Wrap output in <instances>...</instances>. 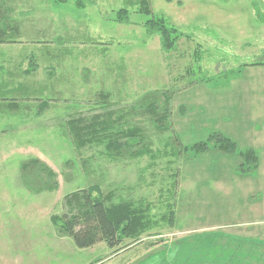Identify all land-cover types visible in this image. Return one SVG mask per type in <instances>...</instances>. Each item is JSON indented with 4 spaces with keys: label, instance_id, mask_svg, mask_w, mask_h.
<instances>
[{
    "label": "rangeland",
    "instance_id": "rangeland-1",
    "mask_svg": "<svg viewBox=\"0 0 264 264\" xmlns=\"http://www.w3.org/2000/svg\"><path fill=\"white\" fill-rule=\"evenodd\" d=\"M4 1L19 31L16 42L0 47V91L11 90L13 81L31 91L0 99V264H264V215L248 216L256 221L240 231L221 230L217 221L231 219L236 198L216 192L220 180L249 177L259 166L260 178L264 150L245 174L237 153L213 148L189 159L174 151L177 143L191 145L213 132L236 143L242 125L264 137V66L241 68L264 61L263 10L249 20L245 0H150L153 14L190 36L165 51L160 36L142 24L148 16L133 11L135 0ZM123 6L128 22L115 21ZM163 91L170 95L169 117L154 124L135 104H145L141 98L151 92L157 94L150 101L161 104ZM8 101L16 104L1 103ZM42 101L47 106L39 109ZM98 115L110 124L101 135L105 143L78 148L69 121ZM120 129L138 130L142 138L122 136L121 147L108 150L107 138ZM29 160L37 163L22 168ZM92 184L114 203L148 204L153 226L127 246L76 247L52 217L68 211L72 192ZM263 198L253 194L248 205L259 211ZM171 208L172 225L163 219Z\"/></svg>",
    "mask_w": 264,
    "mask_h": 264
},
{
    "label": "trees",
    "instance_id": "trees-1",
    "mask_svg": "<svg viewBox=\"0 0 264 264\" xmlns=\"http://www.w3.org/2000/svg\"><path fill=\"white\" fill-rule=\"evenodd\" d=\"M54 1L58 2L60 0ZM135 1L136 9L133 11L148 16L142 24L147 33H155L160 36L163 50L172 51L176 49V43L178 40L183 37L188 39L190 38L187 32L182 31L169 23L167 18L163 15L153 14L150 0ZM5 3L6 2L4 0H0V47H7L8 43L16 42L17 39L15 38L17 37V32L19 31H17L19 19L15 17V14L11 17V15L15 13V10L8 3L7 5ZM82 3L83 1L80 0L79 4L81 5ZM253 5L256 8L255 13L257 17L261 18L264 10L262 13L259 3H254ZM129 13L130 9L123 6L115 12L113 19L118 22H128ZM258 65L264 66V61L244 63L241 68H244L245 66ZM239 69L227 71L225 74L228 77L226 78L236 76L240 71ZM27 70L25 71L27 72ZM211 79L212 78L201 77V80L206 82L212 81ZM13 83L14 86L11 90L5 91V89L3 92L2 90L0 91V99L2 101H4L7 97V94H12V97H10L14 100L18 98L17 96L21 98L25 96L27 92L31 91L30 89H23V87H20L18 82L15 83L13 81ZM0 85H4L2 83V76L0 78ZM16 85H18V87H16ZM10 86H12V84H10ZM40 91V88L39 90H35L37 94ZM156 94V92L146 93L143 98H141L146 103L142 104V102H137L135 105H137V107L142 106L141 110L150 116L152 123L161 125L163 122H167L169 117L170 95L167 91H163L161 94L163 95L162 103L156 104L155 102L153 103V101H150V99L154 98ZM15 102L16 101H14V104H16ZM1 103L5 104L6 107L14 106L11 101ZM46 106L47 101H42L40 102L39 109ZM108 113L109 112H106L105 115ZM108 117L109 116H107V118ZM92 119L93 120H91V122L89 121L87 123L82 122L80 118L69 121L68 130L72 134V139L75 141L78 148H80V146H84L87 141L91 142L100 140L105 143V137L101 135H104V133L107 132L106 129L110 126V124L108 125L105 118L100 120L99 115L93 117ZM110 136H112V138H107L108 143L106 145L108 150L113 148L115 151L118 150L116 148H120L122 145L119 142L120 137L122 138V136L126 138H142V136L139 135L138 130H130L126 132V129L114 131V134ZM212 138L215 140L212 141ZM133 141L136 142L134 139ZM175 146L174 151L176 153L181 150L188 156L189 159L213 148H218L228 153H237L243 160L238 166V171L242 174L251 172L257 167L256 151L252 150V148L237 149L234 141L220 136L219 132H213L206 140L198 141L191 145H180V143H177ZM142 153H146V150L140 152V154ZM36 163L37 160H29L25 163V165H21V167L26 168L28 164L35 165ZM49 173L51 174V171H49ZM65 203L69 207L68 211L60 217L53 216L52 221L61 232L68 234L72 238L75 246L78 248H90L98 242L105 243V245L111 249L127 246V242H129V240L134 243L137 242L140 240L141 235L153 226L148 210V204H135L129 200H122L114 203L111 200H108L107 196L102 194V190L97 184H92L86 189H80L72 192L70 196L66 198ZM163 219L168 221L171 225L173 224L174 212L172 208L169 210L168 216H164ZM239 241H243V239ZM226 262L227 261H225V263Z\"/></svg>",
    "mask_w": 264,
    "mask_h": 264
},
{
    "label": "crops",
    "instance_id": "crops-1",
    "mask_svg": "<svg viewBox=\"0 0 264 264\" xmlns=\"http://www.w3.org/2000/svg\"><path fill=\"white\" fill-rule=\"evenodd\" d=\"M262 2V3H261ZM264 0H245L246 6L249 7L251 16L249 17V20L252 18V20H255V18L258 19L256 13H255V7L254 3H259L261 6V9L264 10ZM254 12V13H253ZM258 31V30H257ZM248 86V85H247ZM247 92L244 93V97L246 98V101H248V104L250 106V100L252 97V93L250 91L254 90L252 87H248L246 89ZM244 90V91H246ZM243 96V95H241ZM252 107V106H251ZM250 110V108H249ZM241 117V116H240ZM247 118V119H246ZM250 118V116H249ZM247 122L248 121V115L244 118ZM244 135L232 137L237 145L241 146L240 148H254L256 146V152L261 154V150H264V137H257L255 135L253 127L249 126H240L239 129H243ZM255 145V146H254ZM262 150V151H263ZM263 170L260 166L256 169V171L247 174L249 177H243L239 178L236 174V178H230V179H224L219 181V188L217 189V194L228 197L226 193H230V195L234 196L236 199L233 198L231 200L234 201V206L232 208L231 214H230V220L229 219H220L217 224V226L222 230L226 226L230 225L229 228H238L235 230H241V227L243 226H250L253 225L252 223L256 220H251L248 218L250 215H264V205L259 206V211L254 208L253 204L248 205V199L253 194L261 193L264 194V174L259 178L257 171ZM257 176V177H256ZM231 186H235L236 188H232V191H230ZM240 201V202H239ZM264 203V198L261 200ZM247 202V204H246ZM238 218L237 220H235ZM248 218V219H247ZM240 219V220H239ZM242 219V220H241ZM247 219V220H246ZM231 223V224H230ZM248 228V227H247ZM239 238V237H238Z\"/></svg>",
    "mask_w": 264,
    "mask_h": 264
}]
</instances>
